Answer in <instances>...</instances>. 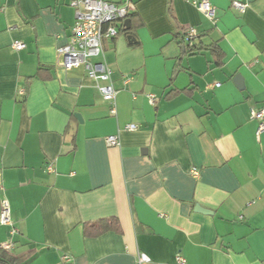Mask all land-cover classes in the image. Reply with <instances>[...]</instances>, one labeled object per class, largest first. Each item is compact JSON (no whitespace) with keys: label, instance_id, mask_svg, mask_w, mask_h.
I'll return each instance as SVG.
<instances>
[{"label":"crops","instance_id":"0c3cea01","mask_svg":"<svg viewBox=\"0 0 264 264\" xmlns=\"http://www.w3.org/2000/svg\"><path fill=\"white\" fill-rule=\"evenodd\" d=\"M194 1L133 0L131 32L117 23L103 40L94 62L111 72L112 116L82 67L59 66L69 0H0L11 264H264V131L250 117L264 108V0H240L244 12L209 0L214 23Z\"/></svg>","mask_w":264,"mask_h":264},{"label":"built area","instance_id":"2783aa9c","mask_svg":"<svg viewBox=\"0 0 264 264\" xmlns=\"http://www.w3.org/2000/svg\"><path fill=\"white\" fill-rule=\"evenodd\" d=\"M69 5L75 10V20L69 41L56 49L59 66L65 71L82 67L87 78L95 83L103 101L110 105V115H116L117 91L111 83V72L104 63L94 62V59L103 54V40L117 36L116 24L120 23L122 27L127 15L134 10L133 0H69ZM193 5L208 20L213 23L216 21V10L209 0H197L193 2ZM246 6L240 0H231V7L240 12H244ZM197 37L198 34L194 28H187L184 39L188 46H192ZM11 48L19 51L25 48V44L14 41ZM127 81L128 77H125L124 83ZM20 94L23 95L22 90ZM147 99L151 105L156 100L153 94L147 95ZM250 117L257 122L256 135H259L264 131V108L251 109ZM126 129L135 131L137 125H127ZM106 143L109 146H115L118 144V137L109 136L106 138ZM0 224L12 226L9 206L5 200H2L0 205ZM11 231L15 233L13 228ZM11 247L12 245L7 242L1 245V249L5 251ZM147 261L146 255L138 254V264ZM178 261L182 262L180 258Z\"/></svg>","mask_w":264,"mask_h":264},{"label":"trees","instance_id":"16d2710c","mask_svg":"<svg viewBox=\"0 0 264 264\" xmlns=\"http://www.w3.org/2000/svg\"><path fill=\"white\" fill-rule=\"evenodd\" d=\"M131 14H128L126 19H128L130 17ZM125 19V20H126ZM122 30L125 32V33H129L131 32V27H129L127 30L125 29L124 25H122ZM185 48L187 49V51L190 53V54H195L197 52H199L201 49H199L196 45H192V46H185ZM211 49V47H209ZM213 50V49H212ZM215 52V51H214ZM216 53V52H215ZM218 57V56H217ZM219 59V58H218ZM217 59V60H218ZM219 62V61H217ZM105 225V224H104ZM107 228L104 226L103 228L100 227L99 228H96L97 231H103V230H106ZM14 259L7 253V251L3 250L0 248V264H11L13 263Z\"/></svg>","mask_w":264,"mask_h":264},{"label":"water","instance_id":"95a60500","mask_svg":"<svg viewBox=\"0 0 264 264\" xmlns=\"http://www.w3.org/2000/svg\"><path fill=\"white\" fill-rule=\"evenodd\" d=\"M123 25H124V27H125V29L127 30L128 28H129V20L128 19H126V20H124V22H123ZM129 38V37H128ZM234 81L236 82V84L239 86L240 85V77H235V79H234ZM77 116V115H76ZM78 117V116H77ZM196 209L197 210H199V211H201V212H206V213H209V211H206L205 209H202V208H200V207H196Z\"/></svg>","mask_w":264,"mask_h":264},{"label":"rangeland","instance_id":"374dc122","mask_svg":"<svg viewBox=\"0 0 264 264\" xmlns=\"http://www.w3.org/2000/svg\"><path fill=\"white\" fill-rule=\"evenodd\" d=\"M109 1V0H108Z\"/></svg>","mask_w":264,"mask_h":264}]
</instances>
